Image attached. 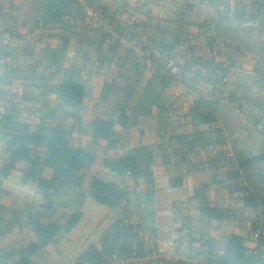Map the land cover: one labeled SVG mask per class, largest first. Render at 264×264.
Returning a JSON list of instances; mask_svg holds the SVG:
<instances>
[{"label": "trees", "instance_id": "1", "mask_svg": "<svg viewBox=\"0 0 264 264\" xmlns=\"http://www.w3.org/2000/svg\"><path fill=\"white\" fill-rule=\"evenodd\" d=\"M205 1L215 10L212 21L228 49L240 51L247 48L257 54L251 82L258 89L264 88V39L253 41L255 36L252 35L253 33H258V36L264 35V0H252L249 8L240 0H234L232 7L231 0H179V3L178 0H147L146 4H155L157 9L146 11L142 10L141 6L136 7L140 17L133 25H125L120 20V14L126 5L124 1H121V6L109 15L100 0H87L90 7L101 9L102 13L114 23L112 32L103 31L101 28L94 30L97 33L96 43L92 44L90 49L95 60L98 61V66L94 68L100 69L118 56L121 37L137 40L151 48L153 59L155 62L156 58L159 61L156 62L158 69L153 77L142 85L139 63L131 50H127L118 64V69L123 71L129 67L132 69V77L125 88L118 109L105 118L96 116L86 124L82 116L84 103L89 97L92 100L95 98L89 86L95 72L94 68L90 69L86 81L81 78L82 71L91 57L90 50L86 49L88 36L79 41L84 45V51L79 49L76 56L81 53L83 55L81 59L75 56L70 62L67 61L71 37L75 32V26L70 24V20L76 19V15L81 12L80 4L77 0H42L39 9L40 18L36 21L35 27L43 29L48 35L59 34V44L52 51H44L43 65L42 62L18 64L14 61L11 65L5 63L0 65V85L8 86L13 79H16L24 87L16 101L9 100L8 92L0 89V105L3 107V111L0 112V153L3 160L0 167V262L2 264H38L37 260L41 253L57 235L69 234L77 226L83 216L81 207L86 198H92L108 208L120 207L121 214L102 233L96 243H91L83 251L75 264L85 262L110 264L113 254L121 256L130 252L134 246L133 239L143 225L132 222V211L129 209L130 193L122 187L120 181L130 182L134 186L143 183V206L138 205L137 208L141 212L144 225L151 234H154L153 168L158 161L163 165L171 164L173 156L169 152L172 149V153L178 158L174 164L184 165L186 172L210 171L211 179L202 182L191 195L197 201L200 217L207 221V225L212 221L220 222L234 217L230 208L214 206L208 200L206 193L214 187L224 188L230 195L236 194L245 209H264V176L261 170L264 151L246 158L238 157V169L233 170L224 169L227 162L219 149L205 162L191 163L188 158L189 153L196 152L198 148L226 144L222 130L215 127L217 113L222 104L220 93L224 89L221 82L225 71L201 53L194 55L191 52L189 59L183 58L181 62L175 58L177 52L185 55L195 49H183L180 43L183 35L193 26L203 33V24L192 16ZM176 2L175 17L170 21L174 23L173 29H163L158 23H152L160 10ZM1 11L2 0H0V17ZM246 16L253 25H245ZM168 34H171V39H167ZM252 43L254 47H250ZM22 52L27 57L30 54L27 49ZM15 53L16 49L0 44V59L12 57ZM40 66L42 69L39 68ZM186 74L190 77H185ZM57 78L60 80L57 81ZM178 83H182L188 90H196L200 93L188 113L181 120H177L178 124L189 126L192 131L187 135L173 134L165 138L167 133L165 119L175 102V99L166 92ZM117 85L116 79L104 81L100 90L95 91L99 100L104 104L111 102V95ZM139 86L142 90L136 101L132 103ZM241 88L243 97L238 99L232 95L233 100L244 98L248 89L245 81H242ZM32 89H37L38 93ZM205 90L212 91L213 95L218 91L219 95L215 98H205L202 96ZM51 94L55 96L53 106L41 101ZM37 103L39 105H36ZM250 104L263 109V105L257 100L253 99ZM221 110L225 111V109ZM28 113L35 114V117L24 115ZM58 114H61L63 119H69V124L54 122V117ZM142 116L157 120L156 141L145 145L133 140L129 145H123L117 132L136 127ZM262 124L264 128V114L254 119L255 127ZM204 126L208 128L203 129ZM87 131L91 133V145L97 146L104 142L105 152L101 157L98 172H94L96 174L91 177L88 187L84 188L85 173L97 164L99 154L94 148L75 145L73 138L74 134L84 135ZM253 166L258 169L261 182L256 189L252 188L249 177H246ZM45 169L50 171L49 177L44 176ZM15 172L19 174L18 184L33 188L41 196L40 203H27L22 208L16 209L1 204L5 194L2 183ZM104 174L106 177L103 176ZM184 184L182 176H175L169 180L170 188H179ZM65 188L74 192L70 199L72 205L69 210L54 217L60 206L56 203V196ZM185 220L189 229L190 247L195 252L196 258H203L208 264H264L262 253L255 254L246 245L247 238L244 234L259 230L261 232L259 246H264V229L258 227L257 222H252L248 230L227 231L224 247L221 252H217L209 236L199 238L193 236L192 219L189 215ZM16 228L26 229L32 239L26 245L2 248V240ZM179 231L181 228L178 229ZM139 244L141 245V242ZM139 254L144 253L139 250Z\"/></svg>", "mask_w": 264, "mask_h": 264}, {"label": "rangeland", "instance_id": "2", "mask_svg": "<svg viewBox=\"0 0 264 264\" xmlns=\"http://www.w3.org/2000/svg\"><path fill=\"white\" fill-rule=\"evenodd\" d=\"M241 1V0H240ZM42 0H2V11H1V18L0 22L3 26V28H17L21 25L26 24L31 27H35L36 21L40 18V5ZM177 2L173 5H176ZM169 5V4H168ZM169 6H167L168 8ZM110 9L113 8V6L109 7ZM109 9V10H110ZM169 10V9H168ZM171 10H169L170 12ZM202 11H200L201 13ZM167 15V11L165 12ZM111 14L110 12L108 13ZM172 13H168L170 15ZM203 16L206 14L204 12L201 13ZM158 13L154 18L152 23L155 24L156 19H158L159 26L163 29L166 28V22L167 20H171L168 16L166 19L159 18ZM194 16H198L199 13L195 10ZM206 17H209L208 15ZM253 38L256 40L264 39V35L258 36V33L252 34ZM257 36V37H256ZM89 42L86 41V49L90 50L92 49V44L96 43V37L97 33L96 31H93L89 36ZM195 37L200 41L201 35L197 33ZM167 39H171V34L167 35ZM253 44V43H252ZM250 44V47H254V44ZM195 48L194 50L190 51L189 53L182 54L181 52H177L175 54L176 60H179L180 62L184 59H189L190 53L193 52L194 55H199L201 52V49ZM251 49V48H249ZM189 51V50H188ZM257 54L253 51L247 50V48H243L240 51H235L233 49H228L227 46V59L230 63L231 67H234V69L237 72H234V75L237 79H241L245 81V85L247 86V90L245 92L246 99L242 98L241 100H233L232 95L234 97L239 99V95L243 93L242 88L239 89V84L235 82H225L224 89H226L229 92V103L225 102L223 105L227 106L225 109L226 117L224 118V125H225V132L228 135L224 134V139H226L227 143L231 145V143H234L235 147L239 148V150H244L245 155H254L257 154L260 151L264 150V128L263 124L258 125L255 127L254 125V119L264 114V88L258 89L255 86H253L251 82V77H253V67L256 64V61H251L247 58V55ZM81 53H78L76 56L78 59H81ZM89 55H91L90 59L93 56V52L90 50ZM186 56V57H184ZM258 58V57H257ZM12 59L15 63L18 64H29V57L25 56L22 52V50H16V53L14 56H12ZM156 58V62H158ZM158 69V66L156 70ZM167 70V69H165ZM94 74L92 75V81L89 82V86L91 87L92 91L91 93H97L95 91L100 90V85L104 81H111L113 79L117 80V87L114 93L111 95V102H109L106 105L103 106H96V104L93 102L91 97L86 100V104L83 107L82 110V116L84 117L86 124L90 121V119L98 116L100 118H105L108 115L113 114L116 112L115 110L118 109V104L123 99V94L125 92V88L128 86L129 80L132 77V69L129 67H126L123 71L116 69V67H112L110 63L105 64L100 69L94 68ZM156 72V71H155ZM185 77H190L189 74H186ZM186 80L188 78H185ZM57 81L60 80V78L56 79ZM86 81V80H85ZM234 85V86H233ZM233 86V87H232ZM172 88V87H171ZM167 90V95L170 97H173L175 99V102L171 106V109L174 105H177L178 107H184L186 101L191 96V92L184 91L179 96H175L172 93V89ZM24 87L19 85V87L12 88V90L7 89L8 92L7 98L9 100H17L19 95L22 93ZM33 90V89H32ZM142 87H138L137 92L135 96L133 97V102L136 101L138 98L139 93L141 92ZM33 91H36L35 93H38L37 89H34ZM257 100L263 105V109L259 108L257 106H254L253 104H250V101ZM41 101H45L47 105L53 106L55 103V96L50 95L48 97L42 98ZM232 103V104H230ZM228 104V105H227ZM36 105H39L37 103ZM235 108L239 110L237 113L235 111ZM170 109V111H171ZM98 111V113L96 112ZM178 118V119H177ZM183 117L179 116H171L170 112L167 114L165 119V126L167 129L166 135H173L175 132H173V127H176L177 120H181ZM54 122L61 123V124H69V119H63L61 114H58L54 117ZM180 125V124H178ZM87 127V126H86ZM143 130L145 133L144 141L149 142L155 132L158 130V122L156 119L151 117L142 116L139 119L138 125L136 127H133L127 131H119L117 132V136L120 137L121 143L123 145H129L133 139H136L139 135V131ZM236 133H239V137H235L231 139V136H234ZM183 135V134H182ZM187 135V134H184ZM91 133L90 131H87L84 136L81 134H76L73 138L75 143H83L86 147L94 148L98 154V162L97 164L87 171L85 173L86 177V183L85 187H88L91 177L93 174H96L94 172H98L99 164L101 162V157L103 153L105 152V144L104 142L100 143L97 146L91 145ZM233 145V146H234ZM177 148V147H176ZM176 149H174L175 151ZM234 150V149H233ZM173 149L169 154H171L173 157L176 155L172 153ZM178 161V158L177 160ZM156 165H159V162L156 163ZM170 173L173 175H179L182 173L180 171V168L175 167L174 169L170 170ZM169 173V174H170ZM101 176V173H99ZM248 175L246 177H249V181H251L252 188L255 189L260 186V178L258 176V169L253 166L250 171L247 173ZM105 176V174L103 175ZM106 177V176H105ZM211 179L210 173H202L200 175H196L194 177L188 178L186 184L183 187L179 188H170L165 189L166 184H162L159 189H153V208L156 213V215H160L161 219L164 223L160 221L157 222L158 226L156 225L157 230L154 232V234H151L148 231L147 226L144 225V221L141 220V212L138 210L137 206L141 205L143 206L144 201V188L143 183L139 184L138 186H134V184L126 181H120V184L123 188L129 191L130 193V199L131 204L129 206V209L132 211V222L142 223L143 228H140L137 232V236L133 239V244L137 245L139 247V250H141L143 253L151 251L153 248H159L161 253L163 255H169L176 261L179 258H184L185 263L188 264H208V262L203 258H193L188 255L183 256L182 253H180L179 250H173L169 247V242L175 241L178 238V235L180 234L178 232V229L180 226V217L178 218H172V213L174 210H176V207L174 205H181L186 208L188 211V215L192 219L191 227L193 228V236L196 238L199 237H207L209 236L212 239L213 248L215 251L220 252L224 247L225 242V234L227 231L230 230H236V229H242V230H248L250 229L252 222H257L258 227L264 229V209L263 210H249L245 209L242 206V203L238 196L236 194L230 195L229 198H226L224 194L220 193V187H214L208 190V197L211 201V203L214 206H220L225 208H230L233 210L232 214L234 217L230 218L229 220L224 221H212L209 225H207V221L200 217V214L197 209V201L191 197V193L193 192V189L195 187H198L201 185L202 182L208 181ZM248 180V178H246ZM253 188V189H254ZM26 192V191H25ZM22 191V193H17L18 195H22L25 193ZM27 193V192H26ZM15 194H8V199L6 200V205L13 209L17 207H23V204L26 202V197H19ZM74 192H72L69 189H64L59 195L56 196V203H58L60 206L58 208V211L56 214H54V217L58 216L59 214L69 210L68 208L72 205L70 202L71 197H73ZM32 197V203L36 204V197ZM30 198V197H29ZM81 210L85 213L86 217L89 219V225H92L91 231H93V236L98 237L101 230H103L106 226L111 224L120 214H121V208H108L105 205H101L94 201L92 198H86L83 203ZM169 216V217H168ZM142 221V222H141ZM159 228L164 231L167 229V231L160 232ZM183 235V233H182ZM32 239L31 234L27 233L26 229H14L11 234L7 235L1 242V247L4 249H8L11 247H16L19 244L26 245L29 243V241ZM82 239V238H80ZM79 240V238H78ZM141 242V245L139 244ZM76 243V242H74ZM72 256V251L68 250L65 253H63L60 257L56 254L55 258L56 260H59L62 262L61 258L65 260H69V258ZM38 264H52V261L50 260V257H48L45 254L40 255V257L37 260ZM113 264V263H112ZM150 264H157L156 262L150 263Z\"/></svg>", "mask_w": 264, "mask_h": 264}, {"label": "built area", "instance_id": "3", "mask_svg": "<svg viewBox=\"0 0 264 264\" xmlns=\"http://www.w3.org/2000/svg\"><path fill=\"white\" fill-rule=\"evenodd\" d=\"M244 4L247 5V8L250 7L252 0H241ZM80 4V13L76 15V19L72 18L70 20V24L75 26V32L71 37V44L68 48L67 53V61L70 62L75 56L77 51L80 49L84 51L83 44H80L79 41L83 40L85 37L89 36L96 28H101L103 31L112 32L114 28V23L111 22L105 14L102 13L101 9H94L87 4V0H77ZM146 0H141L140 6L142 10L152 11L157 9L155 4H146ZM234 4V0L230 1V6L232 7ZM136 7L130 4L125 5L122 13L120 14V20L125 25H133L135 22L139 20L140 13L136 11ZM202 10H209L213 8L208 4V2H202L199 6ZM160 15L164 16V10H160ZM1 18V17H0ZM200 24H203V33H201L200 41L195 37L197 34L195 31L188 30L186 34L183 35L180 43V47L183 49H192L198 48L201 49V54L205 57L212 60L215 64L220 65V67L225 71V75L222 79L221 85L224 87V83L234 82L235 81V69L230 66V63L227 59V45L224 39L218 34L215 25L211 19L202 20ZM245 25H253L252 22L247 20V16L245 17ZM200 36V34H199ZM60 35L55 33L53 35H48L44 32L43 29L39 27H31L23 23V25L17 28H0V44L2 46H9L12 49L16 50H24L27 49L30 51L29 54V63L35 64L42 62L41 64H45L43 53L45 50H54L59 44ZM120 50L118 56L114 57L110 65L112 67H116L118 69V64L123 58V55L127 50H131V53L136 58L139 63V68L142 73L141 84L145 85L155 74L157 64L153 59V50L149 47H146L141 42L137 40H130L127 37L120 38ZM247 58L251 61H256L257 56L249 54ZM13 62L12 57L7 56L0 59V65L5 63L7 65H11ZM98 66V61L95 60V57L92 56L91 59L88 60L86 68L82 71L81 78L83 80L87 79L90 69ZM42 69V66L39 67ZM19 81L13 79L11 84L8 86L0 85V89H12L15 87H19ZM172 93L175 96H179L184 91H188V89L182 84L178 83L172 86ZM191 92V96L186 101L184 107L181 108L177 105H174L170 111L171 116H179L184 117L190 107L193 105L194 100L199 96L198 91H189ZM212 91L205 90L202 92V96L205 98L213 97L219 95L218 91L215 92V95L212 94ZM229 92L224 89L222 93H220L221 103H229L228 97ZM93 102L96 106H103L107 103H102L97 95L93 99ZM232 104V103H230ZM228 105V104H227ZM3 111V107L0 105V112ZM235 111L238 113L239 110L235 108ZM98 113V111H96ZM27 117H35V114L28 113L24 114ZM178 119V118H177ZM168 135L165 136V138ZM218 149L223 153L226 159V166L224 169L233 170L238 169L237 160L235 157V153L232 148L229 147L228 144L218 146ZM264 151V150H263ZM3 160L0 153V167L2 166ZM261 170L264 176V161L261 163ZM9 176L7 177V179ZM245 184L244 181H241ZM176 210L172 213V218L180 217V228L181 231L178 235V238L175 241L169 242V247L173 250H179L183 256L188 255L190 257H195V252L192 251L190 247V238H189V229L186 226L185 218L188 216V211L185 207L179 205H175ZM183 233V235H182ZM245 234L246 245L255 253H262V257H264V246H259L261 240V232L258 230L256 232H250L249 234ZM259 247V248H258ZM156 262L157 264H188L185 263L184 258H179L177 261L173 259L169 255H163L159 248H153L151 251L146 252L144 254H139V247L134 245L132 250L126 254L112 255V263L113 264H150ZM0 264H2L0 262ZM67 264V263H65Z\"/></svg>", "mask_w": 264, "mask_h": 264}, {"label": "crops", "instance_id": "4", "mask_svg": "<svg viewBox=\"0 0 264 264\" xmlns=\"http://www.w3.org/2000/svg\"><path fill=\"white\" fill-rule=\"evenodd\" d=\"M121 1H124L126 3V5L127 4H130V5H133L135 7H139L140 6V2H141V0H100V3H101V5H103L104 8H106V11L108 13L109 12L110 13H113L114 12V9H118V7L121 6V4H120ZM178 3H179V0H178ZM111 6H113L112 9L109 8ZM167 6H169V7L167 8ZM167 6H165L163 8L164 13L166 11H167V15H168V13H172V14L168 15L170 17V19L172 20L175 17V13L174 12L176 10V6L173 5V4H169ZM168 9L171 10V11L169 12ZM196 11H197V13H199V15L198 16H192V18L193 19H197L199 23L202 20H209V19L212 20V18L214 17V12H215L214 8H211L209 10H202L199 7L196 9ZM200 11L204 12L206 15L203 16L201 14L202 12L200 13ZM167 15L165 13L164 16L158 15V17L161 18V19L162 18L166 19L168 17ZM207 15L209 17H206ZM154 18H157V17H154ZM143 19H145V18H143ZM171 20H169V21L167 20V22H166V28L165 29H173V27H174L173 24L174 23H171L170 22ZM159 22L160 21L158 19H156L155 24L156 23L159 24ZM0 28H3L1 22H0ZM188 30L195 31L196 33H198L200 35L202 33V32H200L198 30V28H196L194 26L191 27ZM236 70H235V72H237ZM91 81L92 80H90V82ZM242 81L243 80H241V79L239 80V79H237L235 77V81L234 82L239 84V87H238L239 89H241V83H242ZM100 87H101V85H100ZM189 91H191V90H188V92ZM93 94H95V93H93ZM242 95L243 94H240L239 96L241 97ZM85 104H86V101H85L84 105ZM223 106L224 105L221 104L220 109L218 110V113H217V121L215 123V127L221 129L222 130V133L225 132L224 118L226 117V113L221 110L223 108ZM207 128H208L207 126H204L203 127V129H207ZM166 131H167V129H166ZM191 131H192V129L189 126H185V125H182V124L178 125V123H177L176 127H173V132H175V134H177V135L189 134ZM75 135L76 134H74V136ZM225 135H228V134L226 133ZM223 136H224V134H223ZM239 136H240V134L239 133H236L234 136H231V139L232 138H235V137H239ZM144 137H145V133L143 132V130L140 129L138 137L136 139H133V140H138V141H140L141 144H145V145L152 144V143H154L156 141L155 134H154L153 138L149 142H145L143 140ZM132 141H131V143H132ZM225 141H226V139H225ZM74 144L75 145H78V144L79 145H83L85 147V145L83 143L81 144V143H75L74 142ZM226 144H228L227 141H226ZM228 145H229L230 148H232V150L234 149L233 151L235 153L236 160H237L238 157L246 158V157H249V156H253V155H246V156H244L245 155V153H244L245 151L242 150V149L239 150V148L235 147L234 143H231V145L230 144H228ZM217 150H218V146H206L204 148H198V150L196 152L189 153L188 158H189V160H190L191 163L205 162V161L208 160V158L212 157L214 155V153H216ZM176 160H177V157L175 156V157L172 158L171 164L163 165V164H161L158 161L159 162V165H155L154 166V168H153V173H154V185H153V189L155 188V189L158 190L159 187H161L163 183L166 184V187H165L166 190L167 189H170V187H169V180H170V178L175 177V176H182V177H184V181H185V184H186L188 178H191V177H194L196 175H200V174L206 173V172L207 173H210L209 170H205V171H195V172L188 173V172H186V168H185L184 165L177 166V165L174 164V162ZM175 167H177V168L179 167L180 168V171H182V173H180L179 175H173V173L171 174L170 173V170L174 169ZM43 174H44L45 177H49L50 176V171L48 169H45L43 171ZM18 179H19V174L15 172V173L11 174L8 179H6V180L3 181V183H2V189L5 191V194L3 195L2 199H1V204L7 206L6 203H5L6 200L8 199V197H9L7 195V193L8 194H12L13 193L14 194L13 196H15V194L20 193V192L22 193V191L23 192L26 191L27 193L25 192L22 195H18L17 194V196H19L21 198L22 197H26L27 198L26 199V202L23 204V206L25 204H27V203H32V201H31L32 200V197H31L32 195H33V197H36V202L40 203L41 202V196L39 194H37L33 188H31V187H23V186L19 185L18 184ZM163 186H164V184H163ZM198 187H195L194 189H196ZM194 189H193V191H194ZM220 190H221L220 193L224 194L226 198H229V193L227 192L226 189L222 188ZM192 193H191V195H192ZM206 194H207V197H208V191H207ZM208 200L210 201L209 197H208ZM38 203H36V204H38ZM17 208H21V207H17ZM13 209H16V208H13ZM166 219H163V218L161 219L160 215L159 214L156 215V213H155V219H154L155 220V229L157 230V228H156V225L158 226V223L157 222L160 223V221H161L162 223H164L163 220H166ZM111 224H109L103 230H101V232L99 233V236L98 237H95V236H93V231H91L92 230L91 227H93V226L92 225H89V219L86 217L85 213L83 212V216H82L81 220L79 221V223L77 224V226L69 234H59V235H57V237L55 238V240L50 245H48L45 248V250L41 253V255L42 254H45L48 257H50V260L52 261V264H65V263H67V264H75L76 261L81 257L83 251L91 243H96L100 239L102 233ZM159 231L161 232L162 230L159 228ZM164 231H167V229H165ZM164 231H162V232H164ZM164 233H166V232H164ZM78 238H79V240H78ZM80 238H82V239H80ZM74 242H76V243H74ZM68 250H71L72 251V256L69 258V260H65L64 261L63 258H61V260H63L62 262H60L59 260H56V258H55L56 254L58 255L57 259L58 258L60 259L61 255L63 253H65L66 251H68ZM84 264H88V263L85 262ZM110 264H112V262H110Z\"/></svg>", "mask_w": 264, "mask_h": 264}]
</instances>
